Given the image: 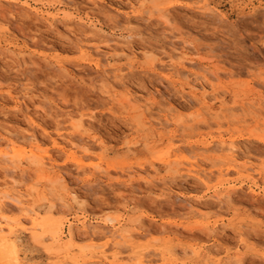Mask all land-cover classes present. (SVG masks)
Listing matches in <instances>:
<instances>
[{
  "label": "rangeland",
  "instance_id": "rangeland-1",
  "mask_svg": "<svg viewBox=\"0 0 264 264\" xmlns=\"http://www.w3.org/2000/svg\"><path fill=\"white\" fill-rule=\"evenodd\" d=\"M0 142V264H264V0H0Z\"/></svg>",
  "mask_w": 264,
  "mask_h": 264
},
{
  "label": "bare ground",
  "instance_id": "bare-ground-1",
  "mask_svg": "<svg viewBox=\"0 0 264 264\" xmlns=\"http://www.w3.org/2000/svg\"><path fill=\"white\" fill-rule=\"evenodd\" d=\"M2 1V0H1ZM5 1H7V2H9V3H13V2H15V0H5ZM28 6V5H27ZM162 18L164 19V22H165V24L166 25H168V26H170L171 27V25L172 24H174V23H172V20H171V18H170V15L168 14V12H164L163 14H162ZM110 42H114V40L112 41H110ZM110 47H111V45H110ZM177 47V46H176ZM117 48V47H116ZM91 49V48H90ZM94 50L96 51V60H95V67H96V69L98 70V71H101V72H104L106 75L105 76H107L108 75V72H106V71H102L103 70V64H102V60H103V53H106V52H103L102 53V47H100V46H96V47H94ZM105 51V50H104ZM107 51V50H106ZM174 51L176 52V55H177V53L179 54L181 51L178 49V48H175L174 49ZM152 52H153V50H152ZM174 52V53H175ZM93 54H94V52H93ZM5 57V56H4ZM9 59V58H8ZM104 61V60H103ZM105 62V61H104ZM103 62V63H104ZM172 63H174V62H172ZM173 65V64H172ZM179 65H183V63L181 62V63H179ZM174 66H176V65H174ZM174 66H172V68L174 67ZM176 67H178V66H176ZM175 67V68H176ZM183 69V68H182ZM183 71V70H182ZM179 73H181L180 71H178ZM177 72V73H178ZM183 74V75H182ZM181 75L182 76H184V73L182 72L181 73ZM186 75V74H185ZM109 76V75H108ZM207 80H208V77H207V75L206 76H204ZM134 98H132V97H129V98H127L126 100H125V104H128V105H132L133 103H134ZM136 102H138V99L136 98ZM127 105V106H128ZM146 107V106H145ZM134 108L135 109H138L139 111H141L142 113H144V114H146V112H147V110H145L146 108H144V106H142V105H139L138 103L134 106ZM149 114H150V112H149ZM31 123H33L32 125H34L35 124V121H33L32 122V120H31ZM150 123H152V125H159V126H163V124H164V122L163 121H158V122H150ZM79 125H78V129H80V128H82L83 126H84V121L83 120H81L80 121V123H78ZM36 126V125H35ZM61 127V126H60ZM84 128V127H83ZM61 129V128H60ZM59 129V130H60ZM81 130V129H80ZM58 138H64V135L62 134V133H58L57 134V138H54L57 142H59V140H58ZM15 139H17V138H15ZM29 139H31V143H35V144H33V145H31V148H30V150L28 151V152H26V153H28L29 154V159L34 163V162H36V163H39L40 165L39 166H41V167H44L45 165H47V163L46 162H44V161H55V157H54V155L53 154H51V153H45V154H41L40 153V151H39V148H40V140H39V138L36 136V134L35 133H33V134H31L30 136H29ZM19 142H20V140H18ZM9 142V144H13V145H15V144H17L18 142H11V141H7V143ZM23 143V142H22ZM28 143V142H27ZM2 145L3 144H1V142H0V147H2ZM5 149H0V159L2 160V161H4V163H6L7 162V164H8V162L9 163H11V164H14V162H15V160L17 159V158H19V155L16 153V151L15 150H12L13 151V153L9 150V149H7L8 148V144L7 145H5ZM17 149V148H16ZM27 149V148H26ZM215 150H220V151H229L230 153H232L233 154V156L236 154V146L233 144V143H231V144H229V143H227L226 141H220L219 142V144L216 146V148H215ZM89 150L88 149H85L84 151H82L81 153H79V152H74L72 155H73V157H74V159L76 160V162L79 164V166L80 167H84L85 165L84 164H86V163H84L85 162V159L87 160V158H88V156L86 155V154H84V153H86V152H88ZM27 155V154H26ZM28 159V160H29ZM31 162V163H32ZM2 163V162H1ZM101 168V166L100 165H97L96 166V169H100ZM85 169H87V168H85ZM95 169V168H94ZM7 170V169H6ZM8 171V170H7ZM6 171V173H9V172H11V171H9V172H7ZM201 171V170H200ZM15 173L14 172V170L11 172V173H9V175L11 174L12 176H10V178L12 179V180H14L15 181V177L13 176V174ZM106 173V172H105ZM133 173V172H132ZM131 172H127V174L129 175V178H130V180H132L133 178H134V174H132ZM61 179V181H66V177L63 175V173H62V175L61 176H59ZM199 180H201L202 182H204V183H207L208 182V180H209V178H210V175L209 174H207L205 171H203V172H201L200 173V175H199ZM130 180H128V181H130ZM13 194H8V193H3V194H1L0 195V214L2 213V212H8V211H15V209L16 208H24L23 207V205H24V200H23V195L21 194V193H14V192H12ZM75 194V193H74ZM77 195V194H76ZM76 195H73L74 197H73V199H74V201L76 202V206H77V199H78V196H76ZM228 196L231 198L232 197V194H231V192H229L228 193ZM7 199H9V200H11L14 204L13 205H9L10 203H7L6 201H7ZM78 205H79V203H78ZM79 208H80V206H79ZM53 210H54V208H53ZM53 212L54 211H52V214H53ZM1 216V215H0ZM27 222V221H26ZM142 222V221H141ZM19 224H23V222L22 221H19ZM81 224H83V226H84V228L85 229H94V228H96V227H93L92 225L90 226L89 224H87V222L86 221H84V222H81ZM143 224V223H142ZM141 224V225H142ZM51 226L54 228V230H55V232H53V234H54V237H56V238H58L59 236H60V230H61V228H62V224H60V223H58L56 220H51ZM89 226V227H88ZM142 227H143V225H142ZM76 228V227H75ZM3 230L4 229V225H3V223H2V221H1V217H0V230ZM71 229V228H70ZM143 229V228H142ZM5 230V229H4ZM3 230V231H4ZM76 230V229H75ZM109 230V229H108ZM141 230V229H140ZM144 231L143 232H146L147 231V229H143ZM70 232H71V236H74V234H73V232L70 230ZM148 232V231H147ZM12 243V242H11ZM14 243V242H13ZM0 254H5V256H7L9 259H12L13 261H17V259H18V252H17V249H16V246L14 245V244H12L10 247H8L7 245H1L0 244ZM151 261H153V260H149V259H147L146 257H143L142 258V260L140 261V264H151ZM153 264V263H152Z\"/></svg>",
  "mask_w": 264,
  "mask_h": 264
}]
</instances>
